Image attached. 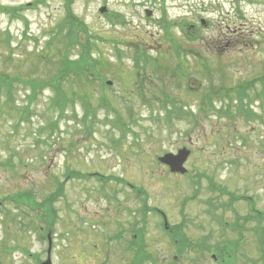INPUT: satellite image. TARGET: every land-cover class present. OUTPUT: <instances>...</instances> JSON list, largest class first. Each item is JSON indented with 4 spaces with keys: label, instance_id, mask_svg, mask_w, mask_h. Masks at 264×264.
I'll use <instances>...</instances> for the list:
<instances>
[{
    "label": "rangeland",
    "instance_id": "374dc122",
    "mask_svg": "<svg viewBox=\"0 0 264 264\" xmlns=\"http://www.w3.org/2000/svg\"><path fill=\"white\" fill-rule=\"evenodd\" d=\"M208 4L72 0L68 6V0H0V78L7 75L11 85L6 93L0 83L1 105L6 104L0 116V264H38L46 257V232L38 230L44 209L11 202L29 190L37 203L60 193L51 205L44 204L55 213L52 264H129L136 252L128 246L134 235L141 236L147 255L141 264H216L209 249L219 257L224 253L225 264H246L244 257L247 264H260L254 238L243 235L240 242L225 223L234 213L258 212L263 215L258 225L264 226V92L255 99L261 85L254 83L240 109L237 99H222L203 118L199 97L203 90L224 89H235L236 96L244 83L264 81V0ZM102 5L105 16L98 13ZM145 10L152 15L147 18ZM68 13L86 28L70 24ZM117 16L122 24L112 25ZM198 16L208 27L200 26ZM192 31L196 37L187 41ZM86 40V63L94 58L110 88L98 78L92 83L91 77L66 75L56 88L62 110L54 104L49 109L52 92L44 87L35 97L21 79H55L60 61L78 60ZM181 48L189 53L182 61L186 79L175 70L180 58L174 49L179 53ZM131 49L138 50L136 62ZM154 58L167 66L164 74L149 67ZM144 66L137 81L135 70ZM83 69L86 73L88 67ZM169 96L194 111V124L185 117L168 125L163 121L156 99ZM245 103L254 111L247 117ZM227 105L232 118L215 113ZM182 147L191 152L184 165L188 175L175 177L157 157ZM222 190L235 196L231 213L225 206L230 196ZM143 203L150 210L144 217ZM161 213L187 243L186 250L178 252L163 231ZM230 243L238 244L235 253ZM229 253H234L231 261Z\"/></svg>",
    "mask_w": 264,
    "mask_h": 264
},
{
    "label": "trees",
    "instance_id": "16d2710c",
    "mask_svg": "<svg viewBox=\"0 0 264 264\" xmlns=\"http://www.w3.org/2000/svg\"><path fill=\"white\" fill-rule=\"evenodd\" d=\"M68 21H73V20L68 18ZM70 24H72V23H70ZM87 59H88L87 51L83 50V53L80 55L79 59L76 60V61H66V60H61L60 61V63H61V71L58 73V75H57V77L55 79H51V77H50L49 79H46V81H43V82H40L38 80L29 79L28 81H25V83H27L30 86L33 94L36 97V94H37L38 91L43 89L45 86H54V85H56L58 82H60L62 80V77L66 76V75H71L72 78H84V77L89 78L88 77V73L90 71V68L93 69V64L90 63V62H88V64H87L86 63ZM86 67H88V69L86 70L88 72V73L86 72L87 75H86V73L84 72V69H83V68H86ZM18 78H20V77H18ZM0 79H1L0 83L6 87L5 90H6V93H8L9 89H10V86H11L10 83H9V77L6 75V76H2ZM21 82H24V81H22V79H21ZM12 86H13V84H12ZM55 103H56V106L60 110H62L63 103H62V100H61V98H60V96L58 94L55 97ZM3 106L5 108L6 104L3 103L1 105V100H0V116L2 114V107ZM23 114H24V116L26 115L25 112H23ZM143 260H144V258L142 256H140L137 264H140Z\"/></svg>",
    "mask_w": 264,
    "mask_h": 264
},
{
    "label": "water",
    "instance_id": "95a60500",
    "mask_svg": "<svg viewBox=\"0 0 264 264\" xmlns=\"http://www.w3.org/2000/svg\"><path fill=\"white\" fill-rule=\"evenodd\" d=\"M103 11V10H101ZM188 156V152L185 150H182L178 153L176 156L172 155H166L160 161L166 165H168L172 172H178V173H184V169L182 168V164L186 160ZM42 264H50L49 258L46 260V262Z\"/></svg>",
    "mask_w": 264,
    "mask_h": 264
},
{
    "label": "flooded vegetation",
    "instance_id": "af4514ba",
    "mask_svg": "<svg viewBox=\"0 0 264 264\" xmlns=\"http://www.w3.org/2000/svg\"><path fill=\"white\" fill-rule=\"evenodd\" d=\"M198 2H200V0H198ZM201 22V21H200ZM201 24H204V22L203 23H201Z\"/></svg>",
    "mask_w": 264,
    "mask_h": 264
}]
</instances>
